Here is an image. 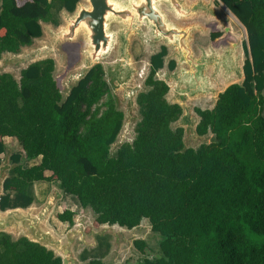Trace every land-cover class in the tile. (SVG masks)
<instances>
[{
    "label": "trees",
    "instance_id": "1",
    "mask_svg": "<svg viewBox=\"0 0 264 264\" xmlns=\"http://www.w3.org/2000/svg\"><path fill=\"white\" fill-rule=\"evenodd\" d=\"M209 1V0H208ZM81 0H0V61L44 36L43 24L59 26L55 4L74 13ZM247 32L245 80L228 87L211 110L195 109L197 134L212 142L186 149L185 129L173 126L183 109L168 101L170 86L156 79L168 49L150 58L147 91L137 97L140 120L134 142L116 153L125 114L105 80L102 65L72 86L63 82L81 59L80 43L64 44L65 71L54 59L0 75V166L5 139L20 153L4 182L0 211L28 209L34 183H59L93 228H138L148 220L161 237L160 256L139 264H264V0H219ZM222 34H212L216 40ZM176 62L168 69L174 71ZM41 158V163L26 167ZM63 205L57 218L74 226ZM140 251L145 242H136ZM0 264H63L61 256L26 237L0 233ZM86 264H104L92 259Z\"/></svg>",
    "mask_w": 264,
    "mask_h": 264
},
{
    "label": "water",
    "instance_id": "2",
    "mask_svg": "<svg viewBox=\"0 0 264 264\" xmlns=\"http://www.w3.org/2000/svg\"><path fill=\"white\" fill-rule=\"evenodd\" d=\"M85 1L86 4L81 3L82 1L78 3L74 13L64 10L66 25L58 30L51 27L43 28V32L51 38L44 46L13 55L11 60H3L0 75L10 73L8 71L11 69L14 71L20 68L25 69L31 64L46 59H57L60 65L67 64V55L62 50V46L78 43V40L83 37L85 48L81 52L82 61H79L77 72L69 79V82H74L76 85L95 66L102 65L117 50V59L105 67V80L117 108L120 109L118 90L123 91V102L128 106V111L124 113L125 123L120 134L121 142L118 150L125 143L132 144L135 140L136 118L132 113L135 108L139 111L136 101L138 95L147 91H143L141 86H133L135 77L140 76L141 72L133 65L130 53L132 39L138 38L146 49L155 51L154 55L157 54L158 45L161 43L171 52L166 62L169 63L171 60L176 62L174 71L160 70L156 75L157 80L164 81L170 86L168 101L179 104L183 109V115L176 123V128L185 129L186 149L190 148L186 143L187 136L194 141L201 140L203 137L197 134L199 117L193 115L190 101L196 97H211L216 105L221 94L218 89L222 85H226L225 91L234 84H243L245 75L241 63V47L236 43L221 51L213 47L208 49L200 47V54L197 56L192 48L194 35L199 32L205 34V29L198 23L184 27L177 21H188L204 15L206 18L218 19L225 28V32H230L227 26L231 19L224 11L214 9L213 3L207 0ZM115 24L119 26L117 31L112 30ZM12 168L7 162H3L0 166V196L4 194V182L7 179L5 173ZM60 198V192L55 191L40 210L31 206L28 209L18 208L0 212V233L26 237L31 242L61 256L63 264H70L69 245L79 235L83 237V225L79 221L77 228L69 232L66 244L56 238L52 230L46 228L49 217Z\"/></svg>",
    "mask_w": 264,
    "mask_h": 264
},
{
    "label": "rangeland",
    "instance_id": "3",
    "mask_svg": "<svg viewBox=\"0 0 264 264\" xmlns=\"http://www.w3.org/2000/svg\"><path fill=\"white\" fill-rule=\"evenodd\" d=\"M83 4H86L85 0H81ZM207 2H212L213 7L216 10L224 11L225 14L231 19L230 24L227 26L230 28V32H225V28L221 25L220 21L216 18H206L204 15H200L192 20L188 21H177V23L181 26H189L191 24H201L205 29V34L196 33L194 35V39L192 42V48L195 54L198 56L200 54L199 48L208 49L209 47H213L215 50L221 51L222 49L231 46V44H239L241 47V54H242V65L246 60V45H247V32L246 29L240 22L236 20V18L230 13V11L218 0H209ZM0 10H1V3H0ZM55 17L58 20L59 26L53 24H43V28L51 27L54 30H58L61 26L66 25L65 18L63 16L64 10H61L60 5L58 3L55 4L54 8ZM119 29L118 25H113L112 30L117 31ZM221 33L222 37L212 41L211 34ZM51 38L44 33L43 38L40 40H36L34 45L30 48L23 49L22 53H25L26 50L36 49L44 46ZM78 43L81 45V52L85 48V40L81 37L78 40ZM61 48V46H60ZM162 45L161 43L158 45V50L161 51ZM155 51L151 49H146L144 44L141 41L133 37L131 43V50L130 53L133 59L134 67L141 72L140 76H136L135 80L133 81V86H141L143 91L147 90L145 85L146 79L150 74V58L153 56ZM171 56V52L169 53ZM168 56V57H169ZM13 55L5 54L2 57L0 62V66L5 59L11 60ZM117 59V50L111 55V57L105 60L102 64L104 70H106L107 64H112ZM56 61V72L55 77H59L66 68V63L60 65L58 60ZM82 61V55L81 60ZM80 62L75 66L73 70H71L66 77L65 81L63 82V95L64 98L68 96V93L72 86L75 85L74 82H69L71 75L75 74L78 70V66ZM168 63V62H166ZM24 68H20L17 71L13 69L9 70L13 75H16L17 79L20 78V73ZM168 70L166 67L164 71ZM226 85H222L218 89L219 94L224 91ZM117 95L119 98V108L124 113L128 111V106L126 103L123 102V91L118 90ZM264 96V93H263ZM215 102L212 100L211 97H196L190 101V105L193 108V115L198 116L195 112V109L199 108L202 110H211L214 108ZM133 117L136 118L135 120V127L136 124L139 122V111L138 108L132 113ZM262 115L264 116V107L262 109ZM134 127V128H135ZM174 128L177 127V124L173 126ZM213 136L209 135L206 137L201 138V140L194 141V139L186 137L187 146L190 148L197 149L202 144H209L212 142ZM121 142V136L119 137L117 143L112 147V154L114 155L117 151V148ZM6 155H4L3 160L4 163L11 164V160L9 157L20 151L19 144L14 139H9L6 141ZM59 183H53L49 186H42L36 185L35 183L31 187V195L34 197L35 202L32 207L35 206L37 209L40 210L43 205L45 204L47 198L50 194H53L55 191H61L59 188ZM62 192V191H61ZM66 207L68 210L74 212V226H70L66 223H62L58 220L57 215L62 211V208L57 206L54 210L51 218L49 219L48 223L46 224V228L52 230L55 234V237L61 240L63 243H67L66 239L71 230L77 228L76 226L79 225V221L83 225V237L79 235L74 239V241L69 245L70 252V260L72 264H86L92 259H99L104 264H139L143 262L145 259H156L160 256V242L161 237L154 232H152L151 224L148 220H143L141 225L133 230H127L124 228H120L118 226H102L98 229L93 228L94 222V214L90 210H82L79 204L74 199H68L66 202ZM76 220V221H75ZM16 239L20 236L13 235ZM145 242L146 248L142 252L140 251L137 246L135 245L136 242ZM70 263V264H71Z\"/></svg>",
    "mask_w": 264,
    "mask_h": 264
},
{
    "label": "crops",
    "instance_id": "4",
    "mask_svg": "<svg viewBox=\"0 0 264 264\" xmlns=\"http://www.w3.org/2000/svg\"><path fill=\"white\" fill-rule=\"evenodd\" d=\"M208 1V0H207ZM219 1V0H218ZM221 3V2H220ZM231 13V12H230ZM232 14V13H231ZM233 15V14H232ZM234 16V15H233ZM235 17V16H234ZM236 18V17H235ZM236 20H237V18H236ZM238 21V20H237ZM239 22V21H238ZM241 24V23H240ZM162 45V47H166L167 49H168V52L170 53V50H169V48L167 47V46H165L164 44H161ZM158 52H160L159 50H158ZM157 52V53H158ZM154 55V54H153ZM169 56V55H168ZM167 56V57H168ZM167 57H166V59H165V68L166 67H168V64L166 63V60H167ZM171 61H173V60H171ZM164 68V69H165ZM163 69V70H164ZM10 138H6L5 139V143H6V141L7 140H9ZM17 153H20V151L19 152H17ZM14 154H16V153H14ZM14 154H12V155H14ZM11 155V156H12ZM11 156L9 157V159H11ZM2 157H4V156H2ZM4 162V161H3ZM41 163V158H39V159H37V160H34V161H31V162H27L26 164H25V166L26 167H32V166H35V165H38V164H40ZM10 165V167L12 168L13 166H12V164H9ZM10 173H11V169H8L7 171H6V173H5V175H6V178H9V176H10ZM36 185H42V186H49V185H51V184H53V183H48V182H38V183H35ZM58 192H60V195H61V198L59 199V200H57V202H56V205H55V207H54V210L57 208V206L59 207V205H60V207L62 208V211H63V205H65L66 206V202L68 201V199H74L77 203H78V201L73 197V196H70V195H65L63 192H61V191H58ZM52 194H50V196H51ZM49 196V197H50ZM1 197V196H0ZM48 197V198H49ZM48 198H47V200H48ZM47 200H46V202H47ZM46 202H45V204H46ZM44 204V205H45ZM79 204V203H78ZM43 205V206H44ZM35 206H37V205H35ZM34 206V207H35ZM80 206V205H79ZM36 208V207H35ZM37 209V208H36ZM54 210L52 211V213H51V215L53 214V212H54ZM62 211L60 212V213H62ZM1 212V211H0ZM51 215H50V217H49V219L51 218ZM76 221V220H75ZM48 223V222H47ZM66 224H68V223H66ZM69 225V224H68ZM73 227V226H72ZM49 230V229H48Z\"/></svg>",
    "mask_w": 264,
    "mask_h": 264
},
{
    "label": "flooded vegetation",
    "instance_id": "5",
    "mask_svg": "<svg viewBox=\"0 0 264 264\" xmlns=\"http://www.w3.org/2000/svg\"><path fill=\"white\" fill-rule=\"evenodd\" d=\"M211 36H212V34H211ZM211 36H210V37H211ZM221 37H222V36H220L219 38H221ZM219 38H217V39H219ZM217 39H216V40H217ZM211 40H212V37H211ZM212 41H213V40H212ZM214 41H215V40H214ZM167 68H168V67H167Z\"/></svg>",
    "mask_w": 264,
    "mask_h": 264
},
{
    "label": "bare ground",
    "instance_id": "6",
    "mask_svg": "<svg viewBox=\"0 0 264 264\" xmlns=\"http://www.w3.org/2000/svg\"><path fill=\"white\" fill-rule=\"evenodd\" d=\"M228 17V16H227Z\"/></svg>",
    "mask_w": 264,
    "mask_h": 264
}]
</instances>
